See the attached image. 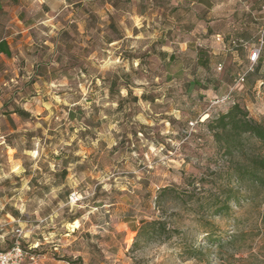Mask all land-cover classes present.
<instances>
[{"label":"rangeland","instance_id":"1","mask_svg":"<svg viewBox=\"0 0 264 264\" xmlns=\"http://www.w3.org/2000/svg\"><path fill=\"white\" fill-rule=\"evenodd\" d=\"M113 2H1L13 61H0V250L22 229L38 264H264V189L237 176L264 146L244 138L226 156L206 122L227 110L215 102L248 50L226 70L197 61L207 26L257 44L262 2ZM249 78L235 100L258 121L264 86ZM204 79L218 94L199 93ZM13 109L30 118L8 125ZM227 191L228 212L201 209ZM158 217L170 237L133 249L141 222Z\"/></svg>","mask_w":264,"mask_h":264},{"label":"trees","instance_id":"2","mask_svg":"<svg viewBox=\"0 0 264 264\" xmlns=\"http://www.w3.org/2000/svg\"><path fill=\"white\" fill-rule=\"evenodd\" d=\"M68 1V0H66ZM261 5L259 6L258 12L261 15H264V0H259ZM1 2H10L14 5L18 4V0H0ZM116 3L118 0H114L113 7L116 8ZM176 7L172 8V11H176ZM205 36L202 38L200 44H198L199 49L197 50V61L202 66V68L207 71L212 66L213 63L217 67L220 65L221 70H226L228 67L227 64H234V61L231 59V53L236 55L244 50H248L246 56V65L240 66L237 65L239 69L237 73H245V80L240 85H233L232 90L228 92V99L221 103L227 108L225 112L218 111V113H210V119H207V127L214 141L221 147L223 153L226 156H232L235 152L241 150L243 145V139H252L257 142L260 146H264V119L255 121L249 117L248 112L242 108L239 103L235 100L236 97H241L244 93H237L238 87H243L245 81L249 80L251 76L255 75L257 78L255 85L258 88L264 86V75L260 76L264 68V47L260 51L259 58L256 64L249 70V52L251 49L255 48V45H249V43L244 39L234 38L231 36H225L222 33L215 32L213 28L206 27ZM219 39V41L217 40ZM232 40H239L242 43L232 45ZM213 48H218V57L215 56V52L212 51ZM0 53L4 54L6 57H11V52L4 40L0 41ZM165 57V54H162ZM168 60H172L173 55H169ZM236 73V74H237ZM252 73V75H251ZM207 83L202 82L203 85L200 86V92L208 90L209 79H204ZM206 84V85H205ZM214 91L213 86H210ZM204 94V93H203ZM223 97V96H222ZM143 98V95L140 97ZM134 101H137V97L132 98ZM221 106V105H220ZM218 105V107H220ZM120 107V104L118 105ZM11 114L17 115L21 119H29L30 113L22 109H13L10 111ZM237 176L240 179H247L252 184H256L264 189V155L255 154L249 158L248 165H241L238 167ZM171 192V189L165 187L160 190L157 200V206H160V199L162 195ZM220 195H224L222 200ZM231 191L223 192L222 194H211L207 197L204 205H201V209L207 210L208 213L212 216H218L220 214L226 213L230 210L229 201L234 197L230 196ZM202 204V203H201ZM173 230L167 228L165 221L160 217L151 221H142L141 225L136 230V235L132 244L133 249L139 248L142 244L147 243L154 238H169Z\"/></svg>","mask_w":264,"mask_h":264},{"label":"built area","instance_id":"3","mask_svg":"<svg viewBox=\"0 0 264 264\" xmlns=\"http://www.w3.org/2000/svg\"><path fill=\"white\" fill-rule=\"evenodd\" d=\"M264 18V15H263ZM219 41V39H217ZM232 45H236L239 43H242L241 41L232 40ZM245 45L244 43H242ZM264 47V27L260 31V38L258 40L257 46L250 50L249 52V70L252 69V67L256 64L261 49ZM218 69H221V66L219 65L217 67ZM245 80V73H237L234 78V85H240ZM232 90V87L230 88V91ZM228 99L227 96H224L220 99V101L215 102L216 103H223ZM77 200V199H75ZM25 238L22 229H17L15 231V236L12 242V245L6 249V250H0V264H38V257L34 254L32 251V248L29 247L28 249H25L21 245V241Z\"/></svg>","mask_w":264,"mask_h":264},{"label":"crops","instance_id":"4","mask_svg":"<svg viewBox=\"0 0 264 264\" xmlns=\"http://www.w3.org/2000/svg\"><path fill=\"white\" fill-rule=\"evenodd\" d=\"M6 44H7V46H8V48H9V50H10V52H11V47H10V44L8 43V42H6ZM237 58H238V56L235 54V53H231V59H232V61H236L237 60ZM12 61H13V59H11ZM11 60H9V58L8 57H6L4 54H1L0 53V61H3L5 64H10V62H11ZM29 79V77H21L20 78V81H24V80H26V79ZM37 78H39L38 76H36V79ZM9 82H15V83H17V82H19L18 80H16V79H12V78H10V80L8 81V82H4V86H7L8 85V83ZM32 85H36V84H32ZM32 85L30 86L31 87V90L34 88V87H32ZM206 85V84H205ZM208 87V90H206V91H204L203 93L204 94H207V95H211V94H214V93H216V94H218V91H213L212 89H211V87H209V86H207ZM28 89V88H27ZM230 89V88H229ZM20 90V89H19ZM34 90L35 91H38L39 90V88L37 87V85L35 86V88H34ZM23 91H25V89H23ZM245 96H246V94L244 93V94H242L241 95V97H242V99H244L245 98ZM18 122H19V119L16 117V115H14V114H12L11 115V119L9 120V121H6V123L8 124V125H13V126H16L17 124H18ZM13 132V131H12ZM3 241V235H1L0 234V242H2Z\"/></svg>","mask_w":264,"mask_h":264}]
</instances>
